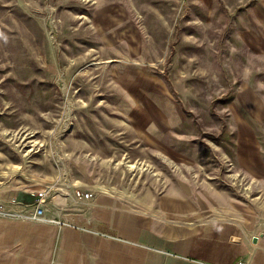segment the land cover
<instances>
[{
    "label": "rangeland",
    "instance_id": "374dc122",
    "mask_svg": "<svg viewBox=\"0 0 264 264\" xmlns=\"http://www.w3.org/2000/svg\"><path fill=\"white\" fill-rule=\"evenodd\" d=\"M86 186L264 225V0H0V200Z\"/></svg>",
    "mask_w": 264,
    "mask_h": 264
},
{
    "label": "crops",
    "instance_id": "0c3cea01",
    "mask_svg": "<svg viewBox=\"0 0 264 264\" xmlns=\"http://www.w3.org/2000/svg\"><path fill=\"white\" fill-rule=\"evenodd\" d=\"M82 188L93 197L49 194L47 216L62 223L0 215V264H264V225L241 219L238 207H176L174 197L141 207L118 191ZM12 197L26 205H9L16 210L36 201Z\"/></svg>",
    "mask_w": 264,
    "mask_h": 264
},
{
    "label": "built area",
    "instance_id": "2783aa9c",
    "mask_svg": "<svg viewBox=\"0 0 264 264\" xmlns=\"http://www.w3.org/2000/svg\"><path fill=\"white\" fill-rule=\"evenodd\" d=\"M75 195L77 198L89 199L93 197L92 191H85L83 189L75 190ZM32 195L36 197V201L32 204L33 209L31 211L25 210H16L11 208L10 204H20L26 206L25 203H22L17 197H12L9 201H0V215L19 217L33 219L36 221H52L57 223H62L60 219L54 217H48L47 213L49 212V207H47V198L49 194L51 195V189L45 188L43 190L32 192ZM239 264H246L245 262H240Z\"/></svg>",
    "mask_w": 264,
    "mask_h": 264
}]
</instances>
